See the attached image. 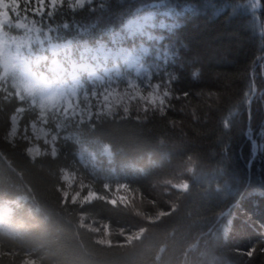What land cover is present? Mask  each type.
<instances>
[{"label": "trees", "instance_id": "1", "mask_svg": "<svg viewBox=\"0 0 264 264\" xmlns=\"http://www.w3.org/2000/svg\"><path fill=\"white\" fill-rule=\"evenodd\" d=\"M17 1L3 32L34 50L109 40L156 1L176 24L155 30L173 52L158 75L169 91L164 104L76 118L56 154L28 153L37 112L0 78V201H13L0 227V264H264V0H60L44 9ZM79 145L96 154L94 165L76 157ZM67 167L99 191L125 183L140 206L65 197ZM178 179L187 190L169 186ZM89 222L106 224L108 241ZM133 230L141 231L133 240L119 235Z\"/></svg>", "mask_w": 264, "mask_h": 264}, {"label": "rangeland", "instance_id": "2", "mask_svg": "<svg viewBox=\"0 0 264 264\" xmlns=\"http://www.w3.org/2000/svg\"><path fill=\"white\" fill-rule=\"evenodd\" d=\"M69 1L80 6L91 0ZM57 2L60 0H39V8L44 9L47 4L53 6ZM17 5V0H0V30L1 23L8 22L11 8ZM173 16L170 7L156 1L129 17L122 29L112 31L109 41L102 39L97 45L85 42L81 48L70 41L55 42L50 46V56L24 50L27 42L23 39L13 41L8 37L7 48L4 40L7 33H3L0 37V78L14 87L16 95L26 101L28 108L37 112L29 127L32 137L28 153L33 157L46 151L56 154V142L63 136L65 125H71L70 121L76 118L83 120L93 111L102 113L115 106L133 103L142 104V108L162 106L169 91L166 82L162 83L158 75L163 65L173 57V52L160 45L162 36L155 34V29L173 28L176 24ZM13 46H24L21 48L23 51L13 55ZM198 57L193 56L192 59ZM23 110L21 106L13 115L11 136L18 133ZM40 142L47 147L43 148ZM97 146L101 154L112 156L107 144L99 142ZM77 149L75 155L78 159H90L94 165L96 155L93 151L80 145ZM62 178L66 186L65 197L70 196L74 201L104 198L120 207L140 206L139 199L125 183L107 182L99 191L93 181L85 180L70 167L62 170ZM169 186L175 190H187L188 182L178 179ZM12 202L0 201V227H8L6 219L11 215ZM88 225L99 232L101 240L108 241L110 229L106 224L98 227L89 222ZM140 233L119 231L121 238L129 240L137 238ZM28 261L34 264L32 259Z\"/></svg>", "mask_w": 264, "mask_h": 264}, {"label": "bare ground", "instance_id": "3", "mask_svg": "<svg viewBox=\"0 0 264 264\" xmlns=\"http://www.w3.org/2000/svg\"><path fill=\"white\" fill-rule=\"evenodd\" d=\"M133 164V163H132Z\"/></svg>", "mask_w": 264, "mask_h": 264}]
</instances>
